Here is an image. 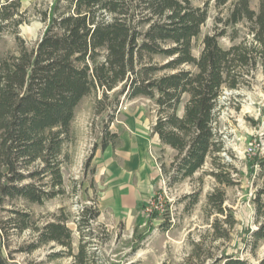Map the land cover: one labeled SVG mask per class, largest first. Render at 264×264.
<instances>
[{"label": "trees", "instance_id": "16d2710c", "mask_svg": "<svg viewBox=\"0 0 264 264\" xmlns=\"http://www.w3.org/2000/svg\"><path fill=\"white\" fill-rule=\"evenodd\" d=\"M214 2L212 32L204 35L196 56L194 40L209 17L210 1L200 6L192 0H54L41 13L46 24L41 38L29 46L19 33L25 22L22 0H0V40L8 31L16 40L14 50L0 49V264H21L15 252L51 243L62 249L49 259L71 255L76 264H97L83 236L74 251L70 215L63 208L41 224L30 209L66 194L63 166L71 158L72 123L87 97L103 117L96 150L122 142L111 129L122 99L146 97L156 112L153 133L176 152L169 166L162 163L169 184L192 178L209 160L211 169L204 172L217 182H238L236 169L222 156L226 146L216 130L217 107L226 89H240L251 84L257 69L264 72V0ZM250 160L252 171L257 165L263 176L264 156ZM226 200L219 187L208 195L217 213L214 240L230 239L238 222ZM253 202L256 228L245 229L243 242L255 255L264 243V184ZM99 215L97 201L82 207L79 230ZM25 231L30 238L11 249V235ZM205 243H195L187 264H253L227 248L215 254L209 247L203 257ZM257 264H264V255Z\"/></svg>", "mask_w": 264, "mask_h": 264}, {"label": "rangeland", "instance_id": "374dc122", "mask_svg": "<svg viewBox=\"0 0 264 264\" xmlns=\"http://www.w3.org/2000/svg\"><path fill=\"white\" fill-rule=\"evenodd\" d=\"M53 1L22 0L25 22L20 25L19 33L29 46L41 38L46 27L41 13ZM192 1L200 6L210 1L209 17L194 40L193 53L199 56L204 35L212 32L217 8L215 0ZM5 33L0 49L14 50V32ZM221 41L225 46L230 44L226 37ZM255 72L251 84L237 90L226 89L217 107L216 130L226 146L222 156L236 169L232 171L237 183L228 186L204 172L211 169L209 160L192 178L169 184L162 163L169 166L176 152L162 146L153 133L156 112L153 102L146 97L122 99L111 125L121 135L122 142L116 147L96 150L103 117L95 113L94 98L90 96L79 104L72 123L74 143L68 147L71 158L63 166L67 192L43 205H30L37 222L43 223L63 208V213L70 215L67 224L73 230L74 251L78 250L83 236L97 264H187L195 252V243L202 240L206 242L199 250L203 257L209 247L215 254L227 248L257 264L264 255V243L253 255L243 242L245 229L256 228L253 197L264 184V175L259 176L257 165L252 171L250 160L257 153L264 156V72L261 68ZM183 110L184 104L179 114ZM218 187L225 191L226 204L238 221L231 238L226 240H214L211 227L217 213L208 203V195ZM95 201L100 215L92 224H84L80 231L82 207ZM11 236L10 248L14 250L31 235L25 231ZM53 244L31 253L15 252L16 259L21 264H76L71 255L49 259V253L62 249Z\"/></svg>", "mask_w": 264, "mask_h": 264}, {"label": "crops", "instance_id": "0c3cea01", "mask_svg": "<svg viewBox=\"0 0 264 264\" xmlns=\"http://www.w3.org/2000/svg\"><path fill=\"white\" fill-rule=\"evenodd\" d=\"M158 136V135H157ZM159 138V137H158ZM122 139V138H121ZM119 146V145H118ZM107 149V148H106Z\"/></svg>", "mask_w": 264, "mask_h": 264}]
</instances>
